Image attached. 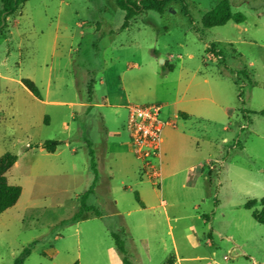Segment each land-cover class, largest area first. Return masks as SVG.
Here are the masks:
<instances>
[{"label": "rangeland", "instance_id": "374dc122", "mask_svg": "<svg viewBox=\"0 0 264 264\" xmlns=\"http://www.w3.org/2000/svg\"><path fill=\"white\" fill-rule=\"evenodd\" d=\"M220 1L172 2L122 29L115 0H28L0 24V157L17 156L7 179L22 188L0 214V264L26 248L23 264H264V0H228L246 20L204 28ZM131 105L173 124L159 179L132 153ZM89 148L101 216L71 223L94 179Z\"/></svg>", "mask_w": 264, "mask_h": 264}, {"label": "trees", "instance_id": "16d2710c", "mask_svg": "<svg viewBox=\"0 0 264 264\" xmlns=\"http://www.w3.org/2000/svg\"><path fill=\"white\" fill-rule=\"evenodd\" d=\"M28 0H1L2 10L0 13V24L6 20L7 17L15 14L17 10L23 6ZM172 2H178L186 6L187 0H115V3L119 9L124 11V22L122 29H126L130 26L131 21L140 13L145 11H155L159 14H163L168 10V5ZM246 20V17L241 13H234L231 9L230 2L228 0H221L215 7L203 15L201 19L202 26L204 28H213L217 26H224L228 22L232 21L240 24ZM212 50V47L211 49ZM214 56H219L217 53H212ZM173 67L169 68L172 71ZM243 74L247 75V71L243 70ZM23 85L31 92L35 97L41 99V94L35 83L29 79H24ZM88 92L90 97L94 93V86L92 83L88 86ZM183 118H188L187 113H181ZM91 142H88V146ZM59 146V142L56 140H48L43 143V148L49 153H55ZM90 155V167L94 174L93 183L91 186L82 194L80 210L72 219L71 223L77 222L84 213L93 211L96 216H101L99 210L94 206H89L87 204V199L90 195L94 193L96 182L98 181V169L95 162V155L93 149L89 148ZM17 156L12 153H5L0 157V214L12 208L18 202L21 194L22 188L17 185H12L8 182L7 173L16 164ZM137 203L144 207V203L136 194ZM253 217L261 224L264 225V212L258 216L253 214ZM111 236L115 242V247L117 251L125 255L126 248L125 242L122 240L119 233L111 232ZM30 254V249L26 248L22 254L15 260L14 264H23L26 257ZM78 264V263H75ZM123 264H127V260L123 258Z\"/></svg>", "mask_w": 264, "mask_h": 264}, {"label": "built area", "instance_id": "2783aa9c", "mask_svg": "<svg viewBox=\"0 0 264 264\" xmlns=\"http://www.w3.org/2000/svg\"><path fill=\"white\" fill-rule=\"evenodd\" d=\"M128 110L127 131L132 153L141 161L150 177L159 179L163 131L173 124L161 119L162 106L159 105H131Z\"/></svg>", "mask_w": 264, "mask_h": 264}, {"label": "crops", "instance_id": "0c3cea01", "mask_svg": "<svg viewBox=\"0 0 264 264\" xmlns=\"http://www.w3.org/2000/svg\"><path fill=\"white\" fill-rule=\"evenodd\" d=\"M83 106H88V104L86 103V104H82ZM185 113V112H184ZM188 114V113H187ZM173 118L174 119H177V111H176V113L173 115ZM166 121H170V120H166ZM167 127H170V128H174V127H172V126H167ZM166 128V127H165ZM164 141H165V138L163 137V143H164ZM162 161H163V157H162ZM163 165V164H162ZM195 165V164H194ZM194 165H191V166H189V176L192 178V177H194V176H197L196 175V171L194 170V168L196 167H198V165H196V166H194Z\"/></svg>", "mask_w": 264, "mask_h": 264}]
</instances>
